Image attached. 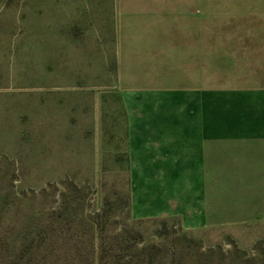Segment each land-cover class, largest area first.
<instances>
[{
	"label": "rangeland",
	"instance_id": "obj_1",
	"mask_svg": "<svg viewBox=\"0 0 264 264\" xmlns=\"http://www.w3.org/2000/svg\"><path fill=\"white\" fill-rule=\"evenodd\" d=\"M160 6L0 0V264H264L252 146L190 171L205 187H168L170 213L148 216L127 132L128 96L158 85L255 114L264 11Z\"/></svg>",
	"mask_w": 264,
	"mask_h": 264
},
{
	"label": "crops",
	"instance_id": "obj_2",
	"mask_svg": "<svg viewBox=\"0 0 264 264\" xmlns=\"http://www.w3.org/2000/svg\"><path fill=\"white\" fill-rule=\"evenodd\" d=\"M153 1L164 10L264 11V0ZM144 2L147 6V0ZM237 4L238 7L232 6ZM217 5L225 6L219 8ZM144 64L147 65V61ZM137 89L138 94L128 96L127 132L131 140V169L137 172L147 169V182L144 183L137 173V184L141 187L147 185L148 216L170 213L166 198L168 187L177 188L190 181H197L199 186L205 187L201 180H191L188 173L216 168L217 164L225 165L233 148L245 150L252 146L256 167L264 170L263 82L256 87L255 114H232L231 104L223 102L226 96L217 94L216 89L211 87L158 85ZM236 109L239 110L238 107ZM150 171L159 172L157 180ZM156 187L158 190L154 189ZM142 195L139 192L136 196L135 206L146 203L142 202L146 199L140 200Z\"/></svg>",
	"mask_w": 264,
	"mask_h": 264
}]
</instances>
